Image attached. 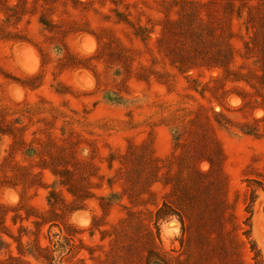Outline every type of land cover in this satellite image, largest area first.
<instances>
[{
    "label": "rangeland",
    "instance_id": "1",
    "mask_svg": "<svg viewBox=\"0 0 264 264\" xmlns=\"http://www.w3.org/2000/svg\"><path fill=\"white\" fill-rule=\"evenodd\" d=\"M0 264H264V0H0Z\"/></svg>",
    "mask_w": 264,
    "mask_h": 264
}]
</instances>
